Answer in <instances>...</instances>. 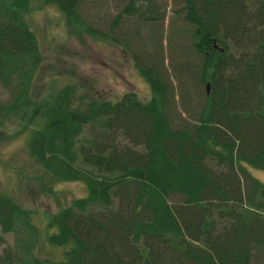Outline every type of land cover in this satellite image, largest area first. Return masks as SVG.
<instances>
[{"label": "trees", "instance_id": "16d2710c", "mask_svg": "<svg viewBox=\"0 0 264 264\" xmlns=\"http://www.w3.org/2000/svg\"><path fill=\"white\" fill-rule=\"evenodd\" d=\"M27 1L0 0L7 92L0 120L26 122L32 159L52 181L78 179L86 192L42 226L31 208L0 192V229L14 233L0 262L264 264V181L248 168H264V0H183L179 28L194 66L178 57L180 46H169L167 61L157 34L155 47L113 31L122 14L157 24L151 0H127L109 22L111 34L85 20L83 0H45L129 50L149 95L126 90L116 98L91 95L74 80L35 95L42 52ZM183 75L195 81V105ZM40 244L61 255L38 253Z\"/></svg>", "mask_w": 264, "mask_h": 264}, {"label": "rangeland", "instance_id": "374dc122", "mask_svg": "<svg viewBox=\"0 0 264 264\" xmlns=\"http://www.w3.org/2000/svg\"><path fill=\"white\" fill-rule=\"evenodd\" d=\"M126 1L83 0L79 9L95 30L111 34L109 22ZM151 2L157 13V24L142 23L134 14H122L120 23L117 22L118 27H112L113 31L119 33L125 29L129 30L139 36L142 35L155 47L157 34L158 40L162 39L159 44L167 61L169 54L175 51L169 50V46H180L181 51L176 50L178 57L194 66L195 54L188 49L187 34L179 28L183 0ZM25 6V18L36 33L42 52V61L33 82L35 95H42L53 83L73 80L80 81L83 89L91 95L116 98L126 90H134L143 97L149 95L148 84L135 69L129 50H125L113 38L110 39V34L107 36L90 32L83 26L73 24L53 2L28 0ZM147 25L156 28V32L151 31ZM146 46V52H149L150 45ZM183 78L186 94L195 105L197 101L194 96L195 81L188 79L186 75H183ZM0 89V96L4 98L7 94L6 89L2 87ZM25 123L17 125L9 118L0 120V192L31 208L35 222L42 226L52 211L67 204L72 197L85 194L86 188L78 179L52 181L28 152ZM88 131L89 128L86 126L84 133L88 134ZM248 166L251 174L264 181V168ZM48 186L52 190H48ZM0 234L4 237L0 245L1 250L2 246L13 243L14 233L3 232L0 229ZM36 250L41 254L61 255L58 248L50 249L44 244L37 246Z\"/></svg>", "mask_w": 264, "mask_h": 264}, {"label": "water", "instance_id": "95a60500", "mask_svg": "<svg viewBox=\"0 0 264 264\" xmlns=\"http://www.w3.org/2000/svg\"><path fill=\"white\" fill-rule=\"evenodd\" d=\"M205 88H206V91H208V88H209V82H205Z\"/></svg>", "mask_w": 264, "mask_h": 264}]
</instances>
